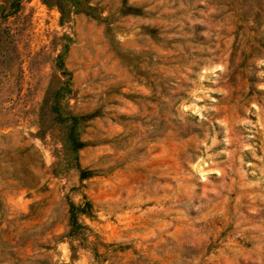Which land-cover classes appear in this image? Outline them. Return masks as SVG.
<instances>
[{"label": "rangeland", "instance_id": "obj_1", "mask_svg": "<svg viewBox=\"0 0 264 264\" xmlns=\"http://www.w3.org/2000/svg\"><path fill=\"white\" fill-rule=\"evenodd\" d=\"M0 264H264V0H0Z\"/></svg>", "mask_w": 264, "mask_h": 264}, {"label": "trees", "instance_id": "obj_2", "mask_svg": "<svg viewBox=\"0 0 264 264\" xmlns=\"http://www.w3.org/2000/svg\"><path fill=\"white\" fill-rule=\"evenodd\" d=\"M129 10H139V9H133L132 7L129 8ZM130 12V11H127ZM83 117L79 116L77 114L72 115L71 117V132L69 136V143L70 146L74 151H77L85 146V143L82 141L81 136H80V131H79V123ZM78 156V155H77ZM78 160V157H77ZM78 167L79 165V160L77 162ZM81 168V167H80ZM81 179H85L87 177H90L92 174V171L86 169V168H81ZM90 205V201H87L84 205H77L76 203L72 202L70 204V209H69V231L68 234L70 236L72 235H77L81 236V229L84 227V225L80 222L79 215L80 214H85V215H90L87 206ZM80 238V237H79ZM93 250L95 251L96 254H100L98 249L96 247H92Z\"/></svg>", "mask_w": 264, "mask_h": 264}]
</instances>
